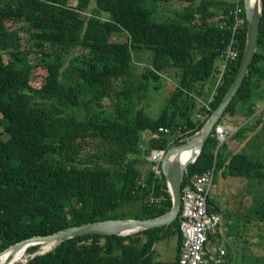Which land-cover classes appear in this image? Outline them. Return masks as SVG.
I'll list each match as a JSON object with an SVG mask.
<instances>
[{
    "label": "trees",
    "instance_id": "1",
    "mask_svg": "<svg viewBox=\"0 0 264 264\" xmlns=\"http://www.w3.org/2000/svg\"><path fill=\"white\" fill-rule=\"evenodd\" d=\"M169 2L0 0V121L7 135L0 134V249L85 223L146 221L171 211L168 182L153 179L160 163L148 159L201 134L234 83L246 22L243 0H179L182 11L172 13ZM226 46L236 48L235 59L222 60ZM140 52L150 54L142 81L134 67ZM166 76L174 88L153 118L141 108L143 92L159 91ZM261 81L264 0L244 83L187 170L201 175L215 165L219 187L243 181L235 205L210 202L234 238L227 264L238 241L253 257L256 248L264 251V94L257 105L252 99ZM239 111L240 123L226 121ZM227 126L238 129L231 140L245 143L240 151L219 144L216 133ZM182 246L177 220L136 235L75 237L37 257L40 246L33 245L25 264H179ZM172 247L176 256L167 262ZM259 257L252 264H264Z\"/></svg>",
    "mask_w": 264,
    "mask_h": 264
},
{
    "label": "water",
    "instance_id": "2",
    "mask_svg": "<svg viewBox=\"0 0 264 264\" xmlns=\"http://www.w3.org/2000/svg\"><path fill=\"white\" fill-rule=\"evenodd\" d=\"M243 5L246 22V44L240 61L238 73L234 79L233 85L231 86L229 92L227 93L219 108L216 110V112L213 114V116L209 119V121L203 128L201 134L193 139H200V142L193 144L192 140L181 147L173 146L169 149V151H167L163 159L161 170L164 175V178L169 184V189L172 193L171 211L163 217L152 220L135 221L134 219H118L97 221L93 223H85L79 226L69 227L47 236H33L31 238L24 239L9 245L8 247L0 251V256L4 252L13 248H17L19 246H24L27 250L30 246L36 245L35 243H50L58 246L62 242L67 241L69 239L88 235L128 236V233L132 231L133 235H136L144 231L169 228L178 220L182 208V185L186 171L190 165L195 164L196 161L199 159L210 135L212 134L214 129H216L219 121L223 118V115L225 114L232 100L237 96L239 90L241 89L244 83L243 81L246 78L248 68L252 63L255 54L258 31L262 15V0L259 1V7H254L252 0H243ZM190 145H193L192 149L194 151L195 149H197L198 152L197 154H195L191 161L183 164L180 162L179 159H175L170 162L169 157L172 154L179 155V153L183 149L189 147ZM39 252L40 250L38 252L33 253L31 257H37L47 253L44 252L41 254ZM12 259L13 258L10 257L6 263L0 262V264H10ZM28 261L29 260L22 262L21 264H25Z\"/></svg>",
    "mask_w": 264,
    "mask_h": 264
},
{
    "label": "built area",
    "instance_id": "3",
    "mask_svg": "<svg viewBox=\"0 0 264 264\" xmlns=\"http://www.w3.org/2000/svg\"><path fill=\"white\" fill-rule=\"evenodd\" d=\"M240 12L239 8L235 11V26L239 24L236 18L237 15H240ZM228 56L235 59L237 51L229 46L225 57L221 56V58L223 60ZM204 104L203 107L208 108V104ZM159 132L164 134L168 133V130L161 128ZM231 136L229 128H221L216 133L220 144H223ZM161 158V154L157 152L153 154L149 161L160 163ZM152 172L155 174L153 179L162 177L160 166L153 167ZM185 180V186L182 185V211L178 218L179 231L183 240L179 264H224L226 252L218 247V242L214 244L213 248H208L211 244V238L215 236L221 225L220 215L218 213V215L214 214L210 205V202L214 199L213 191L216 188L214 183L215 165L209 172L196 178L186 177ZM147 185L149 188H155L153 181H148ZM139 186L145 187L143 182H140ZM151 202L158 203L154 199H151Z\"/></svg>",
    "mask_w": 264,
    "mask_h": 264
},
{
    "label": "rangeland",
    "instance_id": "4",
    "mask_svg": "<svg viewBox=\"0 0 264 264\" xmlns=\"http://www.w3.org/2000/svg\"><path fill=\"white\" fill-rule=\"evenodd\" d=\"M168 5H171L170 9H168L169 13L179 12V11H182V9H183V5L179 2V0H170ZM0 50H1V46H0ZM134 56H137V60H136L137 64L134 65V67H135V70L138 73L139 81H142V79L139 76L142 75V73L144 72L145 67L149 64L148 58L150 57V54L149 53H145V52H140V54L136 53ZM41 73L43 75L44 71H41ZM166 78L169 79V80L165 79L164 81H162V82L160 81V83L157 84L158 88H159V91H154L153 87L149 86L148 89L145 92H143L144 100H142L141 108H143L145 110V113L148 116H151L153 118H156V117H158L160 115L161 109L164 107V105H165V103L167 101V98H168V95L170 93V90H172L174 88L173 84L171 83V82H173L172 79L169 78L168 76H166ZM260 84L262 86H260L259 90L255 91V93L253 94L254 97L252 98L253 101L255 102V105H257V103H261L262 102V100L260 98H255L257 94H261L262 92H264V81H261ZM242 120H243V116L241 115V112L239 111L237 113V115L233 118L232 121L231 120H226V121L228 123H232L233 125H237V123H240ZM229 121H231V122H229ZM0 123H1L0 124V134L4 138H7V135L5 133V129L3 127V121L1 120ZM223 144H228L229 151L232 152V153H234L236 151H240L245 146V143H239L238 141L231 140V138L229 140H226ZM223 144H220V145H223ZM181 145L182 144H180L177 147H181ZM167 151H169V149L166 150V153H167ZM161 152H165V151H161ZM142 168L146 170L147 166L142 165ZM197 175L198 174H195V175L194 174L193 175L189 174V177L192 176V177L196 178V177L201 176L203 174L198 175V176ZM242 185H243V181L241 182L238 179H233L232 181L231 180L226 181V182L223 183V185L221 187L216 185V188L213 191V196H214L213 200H214V202H216L219 205L220 208L221 207H225L227 203H228V205L229 204L230 205H235V202L238 203V200L235 198V197H238V196H235V194L239 195L241 193V190H244L245 186H242ZM263 187H264V185H263ZM246 188L248 189V187H246ZM249 189H251V188L249 187ZM217 190L219 191L218 192L219 197H217V196L215 197V194H216ZM252 191L254 192V190H252ZM244 204H247L246 201H244ZM131 208L132 207H128L127 209H131ZM181 211H182V208H181ZM181 211H180V213H181ZM214 214H217V213L214 212ZM223 225L225 227L227 226L225 224V222L223 223ZM229 236H231V235H225L224 237L228 239ZM232 241L234 242V238L233 237H232ZM0 244H1V239H0ZM237 245H238V248L240 250V253L238 252V250L233 249V258H234L233 263L234 264H244L243 261L246 260L247 258H249V253L246 252V254L244 255L245 251L241 250L243 245L242 244L240 245L239 241L237 242ZM55 246H54V248H55ZM172 248L173 249L167 248V253L163 257L167 262L173 261L175 256H176V250H175L174 247H172ZM40 249H41V247H40ZM53 249H51V250H53ZM164 249H166L165 246H163L162 251ZM2 250L3 249H0V251H2ZM51 250H49L47 252H50ZM39 253L42 254V253H44V251L40 250ZM240 254H243L245 259H242L240 257ZM254 254H255V257H257V259H258V258H260L259 256L264 255V251H263L262 248L261 249L260 248H256L255 251H254ZM30 258H29V254H26V256L24 257V260L22 262H25V261L29 260ZM224 258H225V256H224ZM247 261L250 262L249 259ZM21 263H17V264H21ZM247 264H249V263H247Z\"/></svg>",
    "mask_w": 264,
    "mask_h": 264
},
{
    "label": "bare ground",
    "instance_id": "5",
    "mask_svg": "<svg viewBox=\"0 0 264 264\" xmlns=\"http://www.w3.org/2000/svg\"><path fill=\"white\" fill-rule=\"evenodd\" d=\"M259 1L260 0H252V2H253V6L255 7V6H258L259 7ZM237 8H239V7H237ZM236 8V9H237ZM240 9V11H241V8H239ZM236 11V10H235ZM232 28V30H233V33H234V28H236V26H235V24H234V26L233 27H231ZM229 46H226V51H227V48H228ZM233 49L236 51V48L235 47H233ZM223 55V52H221V54H220V56H222ZM226 55V54H225ZM225 73V69L224 70H222L221 72H220V76H223V74ZM228 109V108H227ZM218 125V124H217ZM228 128V127H227ZM229 129L231 130V134H232V136H231V138L238 132V129L237 128H235V127H229ZM230 139V138H229ZM228 139V140H229ZM198 142H200V139H195V140H193V144H195V143H198ZM192 147H193V145H190L189 147H187V148H185V149H183L180 153H179V155H177V154H172L170 157H169V160H170V162L171 161H173V160H175V159H179L180 160V162L181 163H186V162H189V161H191L192 159H193V157L195 156V154H197L198 152H197V149H195V151L192 149ZM159 154H161V156H162V158H161V161H160V168L162 167V162H163V159H164V157H165V154H166V152H161V151H157ZM209 172V171H208ZM207 173V172H206ZM189 176V174H187V171H186V174H185V177H184V180H185V178L186 177H188ZM156 180V179H155ZM167 185H168V188H169V184L167 183ZM170 192V194H172L171 193V191H169ZM171 197H172V195H171ZM118 220V219H117ZM221 226V225H220ZM129 235H132L133 234V231L132 232H129L128 233ZM37 246H40L41 247V251H44V252H47V251H49V250H51V249H53L54 248V246L55 245H53V244H50V243H39V244H37V243H35ZM27 250L25 249V247L24 246H19V247H17V248H13V249H10V250H8V251H6V252H4L1 256H0V262L1 263H6L7 262V260L10 258V257H12L13 259H12V261L10 262V264H17V263H21L23 260H24V257L26 256V254H27V252H26Z\"/></svg>",
    "mask_w": 264,
    "mask_h": 264
},
{
    "label": "crops",
    "instance_id": "6",
    "mask_svg": "<svg viewBox=\"0 0 264 264\" xmlns=\"http://www.w3.org/2000/svg\"><path fill=\"white\" fill-rule=\"evenodd\" d=\"M263 94H264V92H262L261 94H258V95H263ZM255 98H257V97H255ZM220 217H221V224L222 225L219 227V229H218L217 233L215 234V236H213V238H211V243H214L216 241V243L218 242V247H220L221 249L225 250L226 254H225V258H224V264L225 263L227 264V262H228V259H227V254H228L227 249H228V245H232L231 243H233V241H232V237L231 236H229L228 239L224 237L225 235H228L229 234L228 233L229 231H228V227H225L223 225V223L225 222L224 219H223V217L221 215H220ZM239 243L241 245V242L240 241H239ZM236 244H237V242H236ZM208 248L210 249V245L208 246ZM237 250L240 253V250L238 248V245H237ZM241 250H243V249H241ZM246 252H248V251H245L244 254H246ZM240 257L242 259H245V257L243 256V254H240ZM253 258H255V257H253L252 254L249 252V258H247L246 260H244L243 263L244 264H247V263L252 264V262L254 261ZM248 259L250 260V262L247 261ZM233 260H234V258H233Z\"/></svg>",
    "mask_w": 264,
    "mask_h": 264
},
{
    "label": "clouds",
    "instance_id": "7",
    "mask_svg": "<svg viewBox=\"0 0 264 264\" xmlns=\"http://www.w3.org/2000/svg\"><path fill=\"white\" fill-rule=\"evenodd\" d=\"M147 161V160H146ZM148 161H149V159H148ZM148 163V162H147ZM149 164V163H148ZM151 164V163H150ZM149 169V166L147 167V170ZM161 170V169H160ZM161 172H162V170H161ZM162 176H163V173H162ZM170 190V189H169Z\"/></svg>",
    "mask_w": 264,
    "mask_h": 264
}]
</instances>
